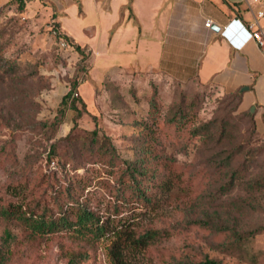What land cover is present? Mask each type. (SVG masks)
I'll list each match as a JSON object with an SVG mask.
<instances>
[{
  "label": "rangeland",
  "instance_id": "1",
  "mask_svg": "<svg viewBox=\"0 0 264 264\" xmlns=\"http://www.w3.org/2000/svg\"><path fill=\"white\" fill-rule=\"evenodd\" d=\"M29 12L15 3L0 5V201H20L14 193L28 186L36 200H51L54 190L43 176L66 162L56 176L62 184L89 170L101 180L100 191L108 203L110 187L131 192L128 184H120L126 162H163L177 168L181 190L163 195L156 212L146 218L155 227H174L172 237L131 252L127 264L206 258L222 264H264V132L256 111H244L236 93L196 79L177 82L155 72L146 79L109 77L96 90L90 110L80 106L79 118L72 110L61 116L59 107H47L44 99L53 79L66 80L72 89L79 62L53 37L52 21ZM82 80L80 74L78 82ZM96 129L101 138L110 137L117 150L106 164H94L89 154ZM54 144L56 170L48 159ZM72 144L74 155L69 153ZM101 210L106 215V207ZM193 221L210 225H191ZM228 229L255 235L238 242ZM4 230L0 225V247ZM10 230L20 235L18 229ZM70 241L43 239L39 248L11 263L66 264ZM107 247V241L96 245L84 264H112Z\"/></svg>",
  "mask_w": 264,
  "mask_h": 264
},
{
  "label": "crops",
  "instance_id": "2",
  "mask_svg": "<svg viewBox=\"0 0 264 264\" xmlns=\"http://www.w3.org/2000/svg\"><path fill=\"white\" fill-rule=\"evenodd\" d=\"M27 7L92 52L89 81L78 87L88 110L109 77L146 79L158 72L181 83L196 79L225 93L241 92L242 109L256 111L264 132V57L246 29L254 15L250 7H260L256 0H32ZM207 20L214 23L210 28ZM71 55L75 63L82 59L77 51ZM52 81L44 100L57 108L68 82Z\"/></svg>",
  "mask_w": 264,
  "mask_h": 264
},
{
  "label": "trees",
  "instance_id": "3",
  "mask_svg": "<svg viewBox=\"0 0 264 264\" xmlns=\"http://www.w3.org/2000/svg\"><path fill=\"white\" fill-rule=\"evenodd\" d=\"M32 0H11L8 3H15L22 10L28 12L27 4ZM53 27L59 32V36L65 38L82 56L79 61V70L76 80L72 82L71 91L64 97L59 106V114L72 110L79 118L83 108L87 111V106L81 97L75 94L78 87L83 82H88V72L91 68L92 52L75 44L70 38L60 31V26L52 20ZM57 41V39H55ZM58 43V41H57ZM73 52V51H71ZM82 74V81L78 82L79 75ZM243 100L241 92H235ZM183 110L180 107L179 113ZM69 153L74 155L75 145ZM94 147V148H93ZM93 148V149H91ZM57 152L56 144L52 145L51 153L48 157L49 164L58 163L54 157ZM117 154V150L111 143L110 137L102 134L98 129L91 132V144L89 154L94 157V164L105 163V159L111 154ZM126 168L121 174V185L128 184L131 192H125L116 187L107 190L110 198L108 203L101 193L99 177L89 175V170L81 176L74 175L67 180L69 183H61L56 176L60 169L64 171L67 163L59 165V169L48 176H43L48 184L52 185V199L40 198L36 200L34 192L21 190L14 195L20 196V201L2 200L0 201V225L5 227L2 245L0 247V264H12L11 262L20 258L34 248H39L43 239H71L68 251L64 259L66 264H84L93 257L96 245L103 241L108 242L107 252L112 264H127L128 255L131 252L145 251L148 247L154 246L172 237L174 227H155L149 222L146 216H151L158 209L163 195H174L177 189L181 190L179 172L174 166H168L163 162H126ZM55 169V170H56ZM74 167V170H79ZM101 178V177H100ZM185 190L184 188H182ZM158 194L161 196L158 197ZM106 203L105 206H103ZM106 207V215L102 214V208ZM125 213V214H124ZM148 223H145V221ZM191 225L209 226V223L193 221ZM10 227L20 231V235H15ZM231 236L238 242L247 236H254L255 232L239 233L228 229ZM177 264H222L213 259L206 258L203 261H183Z\"/></svg>",
  "mask_w": 264,
  "mask_h": 264
},
{
  "label": "built area",
  "instance_id": "4",
  "mask_svg": "<svg viewBox=\"0 0 264 264\" xmlns=\"http://www.w3.org/2000/svg\"><path fill=\"white\" fill-rule=\"evenodd\" d=\"M256 3H258L260 7L256 11L250 7V11L251 13H254V15L252 21L246 25V29L250 35V39L257 44L264 57V28L262 26V20L264 19V0H256ZM213 24L214 23L212 20H207L205 26L210 28ZM50 32L52 33L53 37L57 39L58 44L63 51H74L73 46L65 38L59 36V32L53 27L52 24L50 26ZM68 88L69 93L71 91V87ZM75 95L78 96L79 92H77ZM51 169H56V164L54 162L51 163Z\"/></svg>",
  "mask_w": 264,
  "mask_h": 264
},
{
  "label": "water",
  "instance_id": "5",
  "mask_svg": "<svg viewBox=\"0 0 264 264\" xmlns=\"http://www.w3.org/2000/svg\"><path fill=\"white\" fill-rule=\"evenodd\" d=\"M253 111H254V109L251 110V112H253Z\"/></svg>",
  "mask_w": 264,
  "mask_h": 264
}]
</instances>
